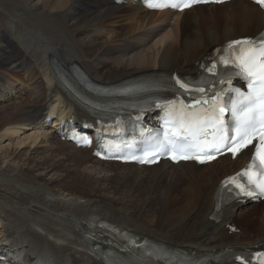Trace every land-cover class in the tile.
Returning <instances> with one entry per match:
<instances>
[{"label":"bare ground","instance_id":"1","mask_svg":"<svg viewBox=\"0 0 264 264\" xmlns=\"http://www.w3.org/2000/svg\"><path fill=\"white\" fill-rule=\"evenodd\" d=\"M263 25L264 12L246 0L181 13L147 12L133 0L121 6L112 0H0V143L21 139L17 148L0 146V243L25 249L32 244L55 264H100L93 245L107 240L97 227L104 220L141 237L197 249L264 243V202L239 201L220 221L211 217L216 187L242 167L251 148L234 161L224 156L206 166H123L98 161L91 149L62 142L37 123L57 110L82 115L74 104L62 103L66 96L55 85L54 61L64 69L77 64L103 84L155 69L188 74L211 46L255 34ZM32 78H38L33 87ZM18 86L31 99H20ZM90 162L105 175L97 176ZM110 177L142 189L140 203L106 195ZM234 222L230 233L226 227Z\"/></svg>","mask_w":264,"mask_h":264},{"label":"snow or ice","instance_id":"2","mask_svg":"<svg viewBox=\"0 0 264 264\" xmlns=\"http://www.w3.org/2000/svg\"><path fill=\"white\" fill-rule=\"evenodd\" d=\"M200 2H207V0H187L183 4L173 3L172 7L183 9L190 7L193 3ZM215 2H220V0H215ZM254 3L264 8V0H254ZM236 45L241 46L236 62L224 61L226 65L231 64L232 67L213 72L216 77L215 80L204 81L195 86L197 91L207 93L195 98V103L203 109L202 113L194 108H189L183 101L180 102L182 107L177 110L175 101L171 102L173 108L168 110V118L164 122V140L159 141L158 145L162 154L169 151L175 153L178 148L182 150L198 148L201 156L182 153L181 158L213 159L217 153L224 150L232 151L235 155L240 150L242 143L247 146V143H251L252 138L257 134L264 140V36L256 40L233 41L229 46L234 47ZM246 45L249 47H245ZM212 68H216V65L213 64ZM212 68L209 71H212ZM236 76L246 81L248 88L246 93L238 88H233L228 91L227 96H222V93L226 91L225 89L220 88L211 91L209 88V83L214 87L217 83L222 84L226 80L231 82L232 78ZM176 84L185 89L186 92L193 87L180 78H176ZM232 93H234V97ZM220 101L223 102L220 103ZM225 112L230 113L234 119V124L224 118ZM233 132L235 135H232ZM209 136L212 137L211 140L208 139ZM257 155L260 162L264 164V151L258 149ZM175 158L174 155L173 159ZM245 175L248 176L250 185L255 184V188L260 193H264V182L253 181L252 179V166L245 170ZM234 180L235 178H230L228 183H232ZM237 187H240L241 192L245 195L257 196L256 191L251 187H243L239 184ZM235 259L244 264L246 258L236 256Z\"/></svg>","mask_w":264,"mask_h":264},{"label":"rangeland","instance_id":"3","mask_svg":"<svg viewBox=\"0 0 264 264\" xmlns=\"http://www.w3.org/2000/svg\"><path fill=\"white\" fill-rule=\"evenodd\" d=\"M122 30H124V31H126V26H124V25H122ZM123 34V33H122ZM121 35V34H120ZM89 37H92V36H88L87 38H86V41L87 40H89ZM123 36H120V38H122ZM104 39L103 38H100V39H96V40H94L95 41V43L96 44H98L96 47H98L99 46V44L100 43H102V41H103ZM99 55H97V57H98ZM10 78H12V77H10ZM35 78V77H34ZM34 78H32V80L30 81V84H31V86L33 87V83H34ZM3 79H5V80H7V78L4 76V78ZM37 79L38 78H36V80L35 81H37ZM5 80H4V84H3V87H4V85H6L5 84ZM13 80V81H12ZM11 82H12V84H14L13 82H14V79L12 78L11 80H10ZM39 81V80H38ZM17 84V83H16ZM15 84V85H16ZM30 84H29V87H28V89L30 90L31 89V87H30ZM1 86V85H0ZM16 89H14V90H16L17 91V93L19 92V86L18 87H15ZM26 93H29V92H27L26 91ZM25 94V93H24ZM24 94H21L20 95V99L22 98H26L27 97V94L26 95H24ZM19 98H17L16 100H15V102H18L20 99ZM27 99H31V98H26V101L25 102H27L28 100ZM29 105V104H28ZM27 106V104H25V107ZM34 132H35V130H33ZM33 131L31 132V133H33ZM29 134H30V132H29ZM15 137V136H14ZM14 137H11V139H9V140H7L6 142H2V143H0V146L2 145V146H6V145H9L10 144V148H17L18 146L16 145L18 142H19V140H21V139H19V137H17L18 139H14ZM23 136H21L20 138H22ZM13 138V139H12ZM1 139V138H0ZM22 150V154H26V152H27V148H22L21 149ZM25 151V152H24ZM90 164L93 166V167H96L95 169H96V172L98 173L99 172V174H97V176H99V177H103L104 175H105V173H106V171H100L99 170V167H97L96 165H95V163L94 162H90L89 164H87V167H89L90 166ZM106 169H108L107 167H105ZM111 169H113V168H111ZM119 169H123V168H119ZM52 173H54V175H56V173H57V175L59 174V170L58 169H52ZM49 177V176H48ZM81 180V183L84 185V186H86V187H89V184H88V182H84V180H82V179H80ZM124 183V184H123ZM109 184H110V188H109V190L108 191H106V195H108V196H113V197H118V196H121V197H123V199H124V203L125 204H129V202L131 203L132 201H136V203H140L139 202V198L140 197H142V192H140V191H142V189H137V188H135V187H133V185H132V182L131 181H128V182H119V180H117V179H115L114 177H110V179H109ZM123 186V187H122ZM145 186H147V185H144V187L142 186V188H145ZM117 188V190H115ZM110 192V193H109ZM139 194V195H138ZM141 194V195H140ZM135 196V197H134ZM138 198V199H137ZM130 200V201H129ZM3 216H5L4 215V213H3ZM255 217V215H253V216H251L250 217V220L252 219V218H254ZM256 218H258V217H256ZM251 221H254L253 219L251 220ZM251 221H249V222H251ZM234 223H236L237 224V222H234ZM230 225V224H229ZM228 225V226H229ZM247 225V224H246ZM228 226L226 227V229L228 230L229 228H228ZM17 231H23L21 228L20 229H18ZM15 233H16V230H15ZM36 246H38V245H36ZM28 247H29V249L30 248H33L34 246L31 244V246L30 245H28Z\"/></svg>","mask_w":264,"mask_h":264}]
</instances>
